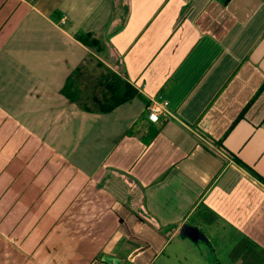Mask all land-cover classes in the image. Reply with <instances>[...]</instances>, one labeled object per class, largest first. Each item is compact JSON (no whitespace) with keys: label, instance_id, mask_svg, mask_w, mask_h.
<instances>
[{"label":"crops","instance_id":"1","mask_svg":"<svg viewBox=\"0 0 264 264\" xmlns=\"http://www.w3.org/2000/svg\"><path fill=\"white\" fill-rule=\"evenodd\" d=\"M260 178L264 0H0V264H264Z\"/></svg>","mask_w":264,"mask_h":264},{"label":"trees","instance_id":"2","mask_svg":"<svg viewBox=\"0 0 264 264\" xmlns=\"http://www.w3.org/2000/svg\"><path fill=\"white\" fill-rule=\"evenodd\" d=\"M78 40L88 47L95 48L97 51L101 48V46L99 45V40L93 38L91 33L79 35ZM100 65L103 66V64ZM108 74H110L111 76L110 79H108L109 75H107V73L105 74V72H101L98 76L97 79L98 82L96 86L90 88L91 90L87 91L88 86H84L83 88L79 84V82H81V79L83 77V72L81 70V67L76 68L66 78L65 83L61 89V92L69 100L75 102L82 109L87 111H94V110L100 112L110 111L115 106L124 103L126 101H129L130 99L136 96L140 99L145 100L143 96L136 91V89H134L129 83L121 80V78L118 77V75L114 71L108 70ZM97 90H99L100 94L97 93ZM85 97L86 98L90 97V99L92 100V104L87 103L86 100L84 101L83 99ZM208 140L219 149L227 152V150L223 147L221 141L218 140L216 141L209 137ZM235 159L239 161L241 165L247 167L236 157ZM255 175L260 177L256 173Z\"/></svg>","mask_w":264,"mask_h":264},{"label":"built area","instance_id":"3","mask_svg":"<svg viewBox=\"0 0 264 264\" xmlns=\"http://www.w3.org/2000/svg\"><path fill=\"white\" fill-rule=\"evenodd\" d=\"M165 109V103L164 102H158L156 100H153L152 103L148 106V119L153 122H158L159 116L161 114L166 113Z\"/></svg>","mask_w":264,"mask_h":264},{"label":"rangeland","instance_id":"4","mask_svg":"<svg viewBox=\"0 0 264 264\" xmlns=\"http://www.w3.org/2000/svg\"><path fill=\"white\" fill-rule=\"evenodd\" d=\"M102 59H105V57L102 55V54H97V57H96V59H95V61L94 62H97V61H99V62H103L102 61ZM106 61H108V60H106ZM94 62H92V63H90V65L89 66H93L94 65ZM108 63L110 64V61H108ZM99 68H101V67H99ZM98 72V70H96V71H92V70H84V75H83V79H86V76L87 77H89L90 76V74H96ZM95 76V75H94ZM81 80V84H83V86H86V80ZM84 88V87H83ZM97 93L98 94H100V92H99V90H97ZM84 101L86 100L87 101V103H89V104H92V100L91 99H89V98H84L83 99Z\"/></svg>","mask_w":264,"mask_h":264}]
</instances>
